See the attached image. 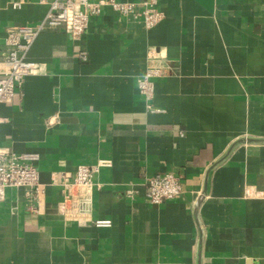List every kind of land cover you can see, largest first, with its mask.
I'll return each instance as SVG.
<instances>
[{"label":"crops","instance_id":"crops-1","mask_svg":"<svg viewBox=\"0 0 264 264\" xmlns=\"http://www.w3.org/2000/svg\"><path fill=\"white\" fill-rule=\"evenodd\" d=\"M14 1L0 0L1 51L52 0ZM158 7L151 28L105 5L79 38H35L36 72L0 102V149L38 152L45 192L35 211L26 188L6 187L0 264H264V0ZM100 160L92 217L112 224L65 219L63 181ZM164 172L184 190L154 204L147 179Z\"/></svg>","mask_w":264,"mask_h":264},{"label":"built area","instance_id":"built-area-1","mask_svg":"<svg viewBox=\"0 0 264 264\" xmlns=\"http://www.w3.org/2000/svg\"><path fill=\"white\" fill-rule=\"evenodd\" d=\"M23 2L24 0H16L13 7L19 8ZM159 2L160 0H52L41 21L35 25H20L8 30L6 48L0 50V102H11L25 77L36 72L38 64L28 58V52L40 32L48 28L64 27L73 37L79 38L87 29L90 17L99 15L105 5L111 6L121 15L141 21L146 28H151L164 17V12L158 7ZM155 54L154 49H149V57ZM82 56L86 59L85 53ZM159 73L160 69L150 67L138 79L140 90L147 98H151L154 92L151 77ZM39 158L40 154L36 151L15 152L0 149V202L6 187H23L27 189L31 208L38 211L45 192L37 166ZM105 163L100 160L91 165L79 164L74 177L63 181L59 209L65 219L96 226L112 224L111 219L92 217L95 188L93 176ZM183 190L180 177L173 172L159 173L147 179L146 196L154 204L175 198Z\"/></svg>","mask_w":264,"mask_h":264}]
</instances>
